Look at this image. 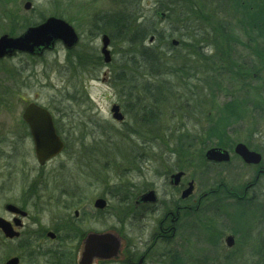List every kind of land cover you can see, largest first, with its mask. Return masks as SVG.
I'll return each mask as SVG.
<instances>
[{"label": "rangeland", "instance_id": "obj_1", "mask_svg": "<svg viewBox=\"0 0 264 264\" xmlns=\"http://www.w3.org/2000/svg\"><path fill=\"white\" fill-rule=\"evenodd\" d=\"M26 1L31 2L29 9L24 8ZM196 1L200 4L199 0ZM204 2H210L211 8L214 7L215 0ZM165 4L168 0H140L141 12L153 16L156 28H164L163 35L180 26L172 17H166L167 8L158 10L162 14H153L154 8ZM115 8L111 0H0V35L10 32L18 35L23 28L17 26V22L28 24L50 15L67 20L78 35L72 49H66L58 41L54 49L39 56L30 59L14 57L0 63V101L5 103L0 104V215L10 197L27 205L31 214L26 222L36 223L37 230L51 226L59 231L68 227L66 221L74 209L67 193L72 186L80 184L83 187L78 191L83 192L84 202L99 196L107 201L102 222L99 216L93 217L94 213L90 212L89 229L129 233L136 247L150 242L153 255L167 251L168 255L185 259V264H257L258 255L264 252V177L258 179L251 191L258 195L259 211L251 213L246 204L231 197L219 200L210 196L201 202V206H205L200 214L186 218L187 236L182 243L177 236L167 243L151 241V235L157 231L158 222L163 217L157 210L173 208L178 201L179 195L165 181L166 175L175 169H183L187 179L195 180L197 192L222 182L239 194L253 181L255 171L251 165L236 158L214 165L205 161L204 153L220 142L229 148L233 142L255 148L263 140L264 47L246 49L242 45L220 44L212 35L204 33L199 36V42L180 44L178 38L187 40L186 34L181 36L180 30H174L172 39L178 43L174 47L179 54L186 56L181 58L187 64L185 68L198 74L187 79L185 84H179L175 77H166L169 79L166 85L174 93L153 123L147 114L142 113L143 107L149 109L151 106L144 100L143 91L133 92L132 89L124 94L123 90H129L128 86H122L115 80L123 69L125 43L110 39L111 60L108 64L104 63L100 52L102 33L95 35L92 17ZM208 12L209 24H202L201 17L196 21V24H201L199 31L205 32L216 25L214 12ZM12 18H17V22L11 27L9 22ZM228 19L234 25V17L229 14ZM186 30L182 28L183 33ZM224 30L227 27L221 29ZM237 33H232L233 37L245 42ZM210 41L212 44L216 41L222 48L213 49ZM200 43L201 50L195 49ZM157 44L166 46L162 41ZM202 51L208 58L202 56ZM251 52L259 54L262 62L258 78L252 76L250 70L246 71L248 75L242 73ZM221 55H224V65L217 75L213 59ZM254 61L258 62L257 59ZM237 68H240L239 74L235 71ZM215 76L219 77L216 83L213 82ZM136 96L138 107L131 111ZM30 101L51 111L56 130L65 142L64 151L43 167L38 166L32 143L18 126L20 113ZM113 104L120 106L124 115L122 122L112 117L110 108ZM225 105H237L238 112L235 116L230 115L221 133L209 137L212 127L221 118L223 121L221 107ZM12 131L21 137L18 145L11 144ZM7 154H10V163L16 170L24 167L27 172L34 168L42 171L38 181L32 183L31 177H13L11 172L10 176L5 174L3 163ZM83 160L89 163L98 161L99 180L83 178L77 168ZM96 167L95 163L91 165L92 169ZM34 186L41 187L37 193L47 195L40 204L28 205L29 195L33 194L28 188ZM146 189L157 191L160 199L157 206L150 211L147 209V212L144 207L136 208L134 205L135 198ZM170 201H173L172 205ZM153 212L158 215H153ZM227 235L234 238V244L229 248L224 242ZM25 243L0 238V264L8 256L24 254L21 245ZM58 243L56 239L43 247L53 250ZM41 244L42 241H38V245ZM176 260L182 262V259Z\"/></svg>", "mask_w": 264, "mask_h": 264}, {"label": "flooded vegetation", "instance_id": "obj_2", "mask_svg": "<svg viewBox=\"0 0 264 264\" xmlns=\"http://www.w3.org/2000/svg\"><path fill=\"white\" fill-rule=\"evenodd\" d=\"M219 1L222 0H215L214 2V10H217L219 7ZM235 1V0H231ZM247 1L248 3L252 4V10L251 13L248 14V12L241 10L242 12H236L234 9V6H227L226 9L229 12L231 18L234 17V25H231L230 27H227L226 32L227 33H237L239 34L245 42L239 41V38L233 37V35L230 37L231 39H237V42L235 43H230L233 46H240L242 45L244 48L248 49H255L257 47H264V38L261 36L264 28L262 25H254V26H248V20L249 17H252V14L254 15L255 18L258 17V15L261 13L260 8H264V2L261 0H240L241 3ZM223 4L224 1H222ZM256 9H253L255 8ZM216 14V12H214ZM234 16H233V15ZM245 25H241L240 21L243 16ZM12 17H14L12 15ZM15 22H17V18H12L10 20V26L12 27ZM40 21H33L29 22L28 25L25 24L24 22H17V26L23 28L22 32L18 35H13V32L10 33H3L2 35H7L9 37H17L21 35L28 27L36 25ZM217 28L212 27L211 30L213 34H215V30ZM220 29V28H219ZM237 31V32H236ZM214 49V45L212 46ZM54 49V47L52 48ZM50 51L49 49H40L36 50L33 53H29L26 51H20V50H13L9 54H5L2 58H0V63H2L3 60H7L9 58H14V57H24L27 59L36 57L41 55L43 52ZM254 59H257L258 62H255ZM247 63L244 62V69L242 71H245V74L248 75V70H250V74L254 76L255 78L259 77V68L261 69V62H260V55L256 53H252L249 57ZM251 65V66H250ZM255 67H257L255 69ZM255 69V70H254ZM25 107L22 109L20 113V118L18 122L19 130L22 131V133L28 137V139L31 141L32 146H33V154L35 157V160L38 164V166H44L46 163H48L50 160L46 161L44 164H39L35 155V149H34V142L28 127V124L23 121L22 114L23 111L25 110ZM43 107V106H42ZM45 108L50 116L52 117L53 124L55 126V120L54 117L51 113V111L47 107ZM120 108V106H119ZM11 137H13L11 140V144H17L19 143V140L21 137L19 135H16L14 131L10 134ZM18 141V142H17ZM64 146L62 149V152L64 151L65 148V142L62 140ZM237 142H233L231 144V147H222L225 149L228 154H229V161H231L233 158H236L238 160H241V158L234 153V147ZM247 146V145H246ZM248 147V146H247ZM250 150H253L257 153L260 154L261 156V162L260 164L251 167L255 171L254 179L252 182L248 183L246 186H244L243 191L241 193H235L232 190H229L227 186L222 183V182H217L214 185L208 187L206 190L203 188L200 192H197L196 188V183L195 180L193 179H187L185 177V171L182 169H175L168 175H166L165 181L168 182V185L171 189H174L175 192L179 195L178 201L176 202L175 205H173V208L169 206L168 209H163L162 207L157 210L159 214H162V219L158 222L157 225V231L154 232L151 235V241H161L164 243L169 242L172 238L174 237H180V242L182 243V239L185 240L187 233H186V218L194 216L196 214H200V211L202 208L205 206H201V202L204 203L205 200L210 199V196L215 197V199H222L226 197H231L234 199V201L237 202H242L246 205H248L250 202H257L259 204L258 200V195L257 194H252L251 191L254 189L256 182H258V179L260 177H264V138L260 142L259 147L256 146L255 148H250ZM16 151V150H14ZM61 152V153H62ZM60 153V154H61ZM59 154V155H60ZM58 156V155H57ZM56 156V157H57ZM6 162L3 163V172L14 176H27L31 177L32 183H36V180L41 177L42 171L36 170L35 168L32 171L27 172L24 167L22 169L16 170L15 166H13L10 162V154L6 155ZM55 158V157H54ZM242 161V160H241ZM95 163L97 167L95 169L91 168V165ZM222 162L217 163V162H212L214 165H220ZM77 168L81 170L83 174V178L86 176L88 178H92L93 180H99V173L96 170L98 168V161H91L90 163L86 160L81 161L80 163L77 164ZM182 171V175L180 177L179 182L177 185L171 184V179L170 175L175 172ZM32 173V174H31ZM28 174V175H27ZM16 178V177H15ZM193 183V190L192 192L182 198L181 193L188 187L189 183ZM173 185V186H171ZM81 187L83 185H74L71 188L70 193H67L69 198L72 201V204L70 205L73 209L72 216L67 219L68 227L61 230H57L53 227H48L44 226L41 227L40 230H37V224L36 223H27L26 221L30 218V210L28 211V207L26 204L21 203L19 201H16L14 199H11L8 197V200L5 201L3 208V214L0 215V218H2L5 222L9 224L11 227V231L14 232V236L9 237L4 234V232L0 229V238L5 241H24L26 242L25 244L21 245V249L25 251L24 254H19V255H12L8 256V258L4 261L3 264H5L10 258L16 257L18 259L17 264H78V259H79V253H80V246L84 238L90 234V233H104L106 232L105 230H98V229H89V223H90V212L94 213L93 217L97 215L99 216L100 221L104 219L103 217L105 216V208L107 206V201L105 200V205L103 208H99L96 206V200L97 199H103L101 196L98 198H95L92 201H89L88 203L84 202V195L83 192L78 191L82 190ZM35 188V189H34ZM34 188H28L30 193H33L31 196L30 202H28V205H35L37 202L38 204L41 203L42 198L44 195H47L46 193L43 195L42 193H37V190L39 189L41 191L40 186H34ZM31 189H34L32 191ZM148 190H154V189H146L142 193L148 191ZM205 191L204 193H202ZM157 200L155 203H145V202H137L140 195H138L135 200H134V205L136 208H143L148 211L152 210L153 207L157 206V204L160 202V199L158 198L157 191H155ZM37 193V194H36ZM48 198H52V196H48ZM249 202V203H248ZM170 205L173 204V201L169 202ZM7 204H12L15 207H17L18 211H10L6 209ZM201 206V208H200ZM93 209V211H91ZM153 212L152 214L155 215L158 213ZM132 217H133V212H132ZM40 231V232H39ZM110 232H113L120 241V250L119 254L110 259H94L91 264H155V260L157 264L161 261V264H170L172 261H176V256L178 259H182L184 262L185 259L182 257H179L178 255L171 256V254H167V251H162L158 255H153V250L151 249L152 244L149 242V244L146 242H143L140 244V247H136L133 244V239L130 237L129 233H126L125 235L121 233L120 231L115 230H109ZM194 233V232H193ZM58 240L59 243L56 246V249L51 250L48 247H43V246H48L51 242ZM225 240V238H224ZM38 241H42L43 244L38 245ZM72 243V247H69V244ZM20 247V245H18ZM233 246V245H232ZM137 248V249H136ZM229 248V247H228ZM152 254V255H151ZM43 257H42V256ZM157 258H156V257ZM42 258V259H41ZM185 264V262H184Z\"/></svg>", "mask_w": 264, "mask_h": 264}, {"label": "trees", "instance_id": "obj_3", "mask_svg": "<svg viewBox=\"0 0 264 264\" xmlns=\"http://www.w3.org/2000/svg\"><path fill=\"white\" fill-rule=\"evenodd\" d=\"M111 1L116 6L114 11L108 10L96 13L92 17V25H94L93 28L96 32L95 35L97 36L100 33H104L107 34L111 40H117L125 43L126 53L123 60V69L120 74L116 75L115 80L116 82L121 83L122 86H128L129 90H123L124 94L131 92L132 89L133 92L137 90L143 91L145 96L144 100H147V102L149 101L151 106L149 109L143 107L142 111L144 112L142 113L147 114L153 123H155L157 118L160 117L159 112L164 105L171 101L172 98H169V96L174 93L169 91V88L166 85V81L169 79H166V77H175L179 84L181 82L182 84H185L187 79L198 74L196 71H189L185 68L187 64L185 60H181V58H186V56L179 54L172 44L174 30H180L179 32L181 36L186 34L185 38H187V40L182 39L181 37L178 38V43L180 44L186 42H199V36L201 33H204L212 35L213 39L218 40L220 44L225 43L227 45H231L230 43L237 42V39H231L230 37L232 34L227 33L226 30L221 31V29L233 25L232 21L228 19L229 12L226 7L233 5L236 12H242L241 10L248 12V14L252 12L250 9L252 8V4L247 1L241 3L240 0H222L225 4L221 1L217 10H214L213 7L211 8L210 6L211 3L204 2V0H199L200 4L196 0H168V4H165L164 7L154 8L153 14H157L159 9L164 10L167 8L168 11L166 17L168 19L172 17L180 26L174 27V29H171L168 32L166 31V34L163 35L164 28H156L153 16H146V14L141 12L140 0ZM161 4L162 3H160L159 6H161ZM253 9H256V7ZM208 11L216 12V14L214 13L216 25L213 24L208 30H205V32L199 31L201 24L197 23V25L196 21L201 17L202 24H209L208 18L210 16ZM260 11L261 13L257 18H255L253 14L251 18L249 17L248 26L262 25L264 28V8H260ZM159 13L162 14L161 12ZM218 16L222 17L217 18ZM244 18L245 17L243 16L240 21L241 25H245L246 20L244 21ZM28 24L26 23V25ZM212 27L217 28L214 31L215 34H213L211 30ZM182 28H186L188 30L183 33ZM228 35H230L229 38L227 37ZM261 36L264 38V31ZM160 41L165 42L166 46L158 45L157 42ZM202 41L203 40L200 39V42ZM219 43L216 44L215 41L213 44L211 43V45L221 49L222 46L219 47ZM195 49L201 50V43L196 45ZM201 53L202 56L208 58L206 53L203 51ZM223 57L224 55H221L217 57L216 60L213 59V69L216 70L217 75L220 67L224 65ZM235 71L237 73L240 72V68L235 69ZM242 73L245 74V71H242ZM218 81L219 77L215 76L213 78V82L216 83ZM131 96L133 97L134 95ZM137 98L138 96L135 97V103L133 102V108L130 109L131 111L133 109H137L136 107H138V103H136ZM0 104L5 103L1 100ZM232 106H235V109H231ZM236 106L237 105H225L221 107L222 112H224L223 121L221 118L215 127H212V132L208 133L209 137L213 136V134L219 132L221 133L224 129L222 126L229 122L230 115L235 116L236 112H238L236 110ZM220 143H218L217 146L225 147ZM257 205V202H250L247 205V209L251 213L259 211L261 204L259 205L260 208H258ZM170 264H184V262L182 261L181 263H178V260H176L172 261ZM257 264H264V252L263 254L258 255Z\"/></svg>", "mask_w": 264, "mask_h": 264}, {"label": "water", "instance_id": "obj_4", "mask_svg": "<svg viewBox=\"0 0 264 264\" xmlns=\"http://www.w3.org/2000/svg\"><path fill=\"white\" fill-rule=\"evenodd\" d=\"M31 3L26 1L24 8L29 9ZM78 40V35L74 28L62 18L55 16L47 17L43 22L28 27L21 35L17 37H9L7 35L0 36V58L5 54H9L13 50L26 51L33 53L40 49H50L56 41H60L67 49L72 48ZM102 47L101 53L105 63L110 62V52L108 49L109 37L103 34L101 37ZM173 45L177 41L172 40ZM110 111L112 117L118 121H122L124 116L119 110V106L112 105ZM23 120L28 124L33 142L37 161L39 164H44L63 149V142L56 133L52 117L49 112L31 102L25 107L22 114ZM234 152L241 157L247 164H258L261 161V156L257 152L249 150L245 144L237 143ZM205 158L212 162H226L229 160V154L226 150L212 147L205 152ZM182 172H177L171 175V183L177 185ZM193 189V183H189L188 188L181 193V197L188 196ZM156 195L153 190L143 193L137 202L154 203ZM96 206L103 208L105 205L104 199H97ZM6 209L10 211H18L17 207L12 204H7ZM0 229L5 235L12 237L14 232L7 222L0 218ZM226 244H233V237H226ZM120 241L119 238L110 231L104 233H90L81 243L78 264H91L94 259H110L119 254ZM16 257L10 258L5 264H17Z\"/></svg>", "mask_w": 264, "mask_h": 264}]
</instances>
